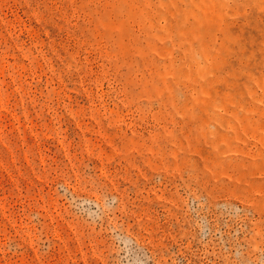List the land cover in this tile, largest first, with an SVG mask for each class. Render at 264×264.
<instances>
[{
  "label": "rangeland",
  "instance_id": "374dc122",
  "mask_svg": "<svg viewBox=\"0 0 264 264\" xmlns=\"http://www.w3.org/2000/svg\"><path fill=\"white\" fill-rule=\"evenodd\" d=\"M0 264H264V0H0Z\"/></svg>",
  "mask_w": 264,
  "mask_h": 264
}]
</instances>
